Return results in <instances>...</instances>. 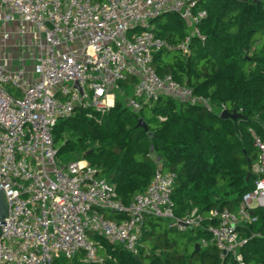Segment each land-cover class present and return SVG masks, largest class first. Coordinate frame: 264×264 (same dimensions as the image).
<instances>
[{"label": "built area", "instance_id": "obj_1", "mask_svg": "<svg viewBox=\"0 0 264 264\" xmlns=\"http://www.w3.org/2000/svg\"><path fill=\"white\" fill-rule=\"evenodd\" d=\"M195 8L196 0H0V187L9 201L0 264H107L117 247L137 257L147 217L165 220L179 233L203 229L221 264H247L240 228L257 221L255 209H264L260 139L253 168L259 179L238 210L203 216L194 208L184 217L174 209L175 173L159 168L146 191L126 205L88 161L62 167L54 145L60 119L77 108L108 113L130 77L137 81L126 103L134 112L161 98L211 109L208 100L171 76H159L153 66L156 54L176 50L188 56L192 39L203 40L207 13ZM168 13L190 29L179 45L153 32L152 22ZM12 39L16 50L10 49Z\"/></svg>", "mask_w": 264, "mask_h": 264}, {"label": "trees", "instance_id": "obj_2", "mask_svg": "<svg viewBox=\"0 0 264 264\" xmlns=\"http://www.w3.org/2000/svg\"><path fill=\"white\" fill-rule=\"evenodd\" d=\"M195 11L207 13L200 26L203 40L192 39L188 56L176 50L156 54L153 66L159 76H171L208 100L211 109L161 98L134 112L126 103L137 81L130 77L108 113L77 108L53 131L61 166L88 161L126 205L146 191L159 168L175 173L172 199L179 217L194 208L203 216L210 210L236 212L259 179L253 171L260 157L255 138L264 143V40L259 38L264 0H196ZM152 24L158 37L174 45L190 34L177 14L161 15ZM222 106L241 118L222 119ZM140 119L147 130L138 128ZM253 215L257 221L240 228L247 240L241 252L247 264H264V209ZM211 239L203 229L179 233L167 221L147 217L139 261L117 247L107 264H221Z\"/></svg>", "mask_w": 264, "mask_h": 264}, {"label": "water", "instance_id": "obj_3", "mask_svg": "<svg viewBox=\"0 0 264 264\" xmlns=\"http://www.w3.org/2000/svg\"><path fill=\"white\" fill-rule=\"evenodd\" d=\"M4 95V94H3ZM5 96V95H4ZM8 98V97H7ZM9 99V98H8ZM11 100V99H10ZM12 101V100H11ZM14 102V101H13ZM17 104V103H16ZM22 107V106H21ZM24 108V107H23ZM25 109V108H24ZM25 118H26V115H25ZM221 118L222 119H227V118H230L234 121H237L238 119L241 118V115L240 114H237L236 112L234 113H228L227 111L226 112H223L221 114ZM2 127V126H1ZM138 128H143L145 130H147V125L145 124V122L140 119L139 122H138ZM5 129V128H4ZM7 130V129H6ZM9 131V130H7ZM9 132H12V131H9ZM152 137V135H151ZM1 186V185H0ZM6 219H9V201H8V198L6 196V193L4 192V190L0 187V241H1V238H2V229H3V226L6 227V224H5V220ZM200 250V246L198 244L195 245V251H199ZM135 260L138 262L139 261V258L138 257H135Z\"/></svg>", "mask_w": 264, "mask_h": 264}, {"label": "crops", "instance_id": "obj_4", "mask_svg": "<svg viewBox=\"0 0 264 264\" xmlns=\"http://www.w3.org/2000/svg\"><path fill=\"white\" fill-rule=\"evenodd\" d=\"M15 37H16V36H14V38H15ZM0 39H1V38H0ZM10 45H12V47L10 48L11 50H12L13 47H14V49H15V47H16V40H13V39H12ZM10 49H9V48H5V50H6V51H9V52L11 51ZM15 50H16V49H15ZM10 53H11V52H10ZM14 56L16 57L17 54L14 53ZM28 69L31 70V69H32L31 66L28 67Z\"/></svg>", "mask_w": 264, "mask_h": 264}, {"label": "rangeland", "instance_id": "obj_5", "mask_svg": "<svg viewBox=\"0 0 264 264\" xmlns=\"http://www.w3.org/2000/svg\"><path fill=\"white\" fill-rule=\"evenodd\" d=\"M0 36H1V33H0ZM259 38H260L261 40H264V33L261 34V35L259 36ZM13 52H14V51H13ZM117 97H118V95H117ZM188 233H190V232H188Z\"/></svg>", "mask_w": 264, "mask_h": 264}]
</instances>
